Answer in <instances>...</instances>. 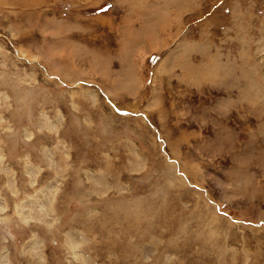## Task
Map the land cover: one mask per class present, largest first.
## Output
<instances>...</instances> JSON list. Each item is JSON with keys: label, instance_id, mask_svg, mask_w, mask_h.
I'll use <instances>...</instances> for the list:
<instances>
[{"label": "rangeland", "instance_id": "374dc122", "mask_svg": "<svg viewBox=\"0 0 264 264\" xmlns=\"http://www.w3.org/2000/svg\"><path fill=\"white\" fill-rule=\"evenodd\" d=\"M33 262L264 264V0H0V264Z\"/></svg>", "mask_w": 264, "mask_h": 264}, {"label": "bare ground", "instance_id": "6f19581e", "mask_svg": "<svg viewBox=\"0 0 264 264\" xmlns=\"http://www.w3.org/2000/svg\"><path fill=\"white\" fill-rule=\"evenodd\" d=\"M35 249L37 250L38 248L36 247ZM36 250H35V251H36ZM36 254H37V251H36ZM74 254H75V252H74ZM37 257H38V256H37ZM82 259H83V258H82ZM33 264H34V262H33Z\"/></svg>", "mask_w": 264, "mask_h": 264}, {"label": "snow or ice", "instance_id": "6c2138e0", "mask_svg": "<svg viewBox=\"0 0 264 264\" xmlns=\"http://www.w3.org/2000/svg\"><path fill=\"white\" fill-rule=\"evenodd\" d=\"M108 7H111V6L109 5ZM101 11H106V9H103V8H102Z\"/></svg>", "mask_w": 264, "mask_h": 264}]
</instances>
